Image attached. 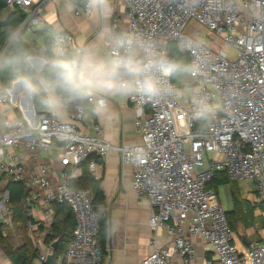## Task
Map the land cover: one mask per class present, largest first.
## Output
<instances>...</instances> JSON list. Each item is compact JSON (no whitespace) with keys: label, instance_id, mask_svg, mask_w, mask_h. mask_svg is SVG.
<instances>
[{"label":"built area","instance_id":"built-area-1","mask_svg":"<svg viewBox=\"0 0 264 264\" xmlns=\"http://www.w3.org/2000/svg\"><path fill=\"white\" fill-rule=\"evenodd\" d=\"M117 2L126 10L123 29L165 37L169 53L175 45L188 60L203 57L202 74L190 78L191 95L179 96L177 89L176 95L157 102L128 97L141 137L140 144L131 146L106 142L97 125L91 126L92 135L84 134L22 97L0 102V186L23 185L27 216L42 212L43 240L52 236L54 206L70 208L73 236L64 254L53 256L54 264H100L93 193L72 189L70 183L82 177L83 165L93 174L108 153L116 151L121 163L131 168L135 193L152 207L151 252L141 264H196L191 238L209 249L204 264H264V235L240 249L216 191L208 187L221 173L230 181H251L264 216V0H112ZM6 5L21 10L31 27L43 26L42 2L6 0ZM88 14L84 8L76 10L77 16ZM190 21L215 33L223 48L202 47L198 53L195 47L178 46V39L189 38L183 32ZM111 26L121 30L118 22ZM226 50L234 56L228 57ZM195 93L208 95L217 109L204 128L192 114ZM84 117L75 111L68 114L72 123ZM53 153L59 168L56 182L50 180ZM209 153L213 157L208 158ZM3 216L12 217L5 191L0 195ZM158 229L170 244L159 245L154 235ZM52 245L40 253L41 264L53 255Z\"/></svg>","mask_w":264,"mask_h":264},{"label":"clouds","instance_id":"clouds-1","mask_svg":"<svg viewBox=\"0 0 264 264\" xmlns=\"http://www.w3.org/2000/svg\"><path fill=\"white\" fill-rule=\"evenodd\" d=\"M68 13L83 6L99 30L91 42H71L52 26L41 45L29 43L22 26L7 28L0 41V102L22 97L58 119L70 112L106 118L113 100L128 97L157 102L176 95L178 84L202 74L203 57L176 58L165 37L142 29L117 30L106 23L112 0H60ZM184 50L203 45L180 38ZM192 114L207 121L216 115L208 95L195 93Z\"/></svg>","mask_w":264,"mask_h":264},{"label":"crops","instance_id":"crops-1","mask_svg":"<svg viewBox=\"0 0 264 264\" xmlns=\"http://www.w3.org/2000/svg\"><path fill=\"white\" fill-rule=\"evenodd\" d=\"M32 1L35 3L42 2L44 24L35 28L28 23L22 24L24 30L29 34L30 44L41 45L52 26L63 28L65 32L72 36L73 43L77 45L95 39L99 24L90 17V14L77 16V8L68 13L61 6L60 0ZM112 9V14L106 23L112 25L113 22H118L119 28L123 29L126 23L124 6L117 2L112 4ZM12 10L13 8L6 7L0 11V23L8 18ZM42 31H44V34H41ZM61 120L74 125L82 133L89 135L94 133L91 126L97 125L101 130L103 139L113 146H131L141 143V137L136 132L134 125V107L128 98L113 100L111 114L106 118L90 114L85 116L81 123H72L67 115ZM55 157V153L50 154L52 162L50 180L52 182L57 181L59 174L58 165L54 163ZM83 173L89 174L94 180L99 181V189L107 211L105 252L103 257L101 255L100 264H141L142 260L151 252L149 241L153 236V231L149 228L148 221L152 213V207L146 199H140L135 193L132 186L131 168L121 163L120 155L116 151H110L106 159L99 163L95 173H89L85 165H83ZM6 186H0V195L5 191L9 196ZM30 218L33 224L39 225L43 218L42 212L35 210ZM34 231L37 230L34 229ZM1 232L0 229V239ZM154 235H156L160 246L170 244V239L162 229H158ZM191 241L196 250V264H204V260L210 255L209 249L198 238H191ZM240 241L237 240L240 249L247 247L242 240ZM43 242L41 231L37 241L38 244L35 245L38 249V258L32 264H41L39 255L45 251ZM0 254V264H12L11 260L6 258L4 250L0 251Z\"/></svg>","mask_w":264,"mask_h":264},{"label":"trees","instance_id":"trees-1","mask_svg":"<svg viewBox=\"0 0 264 264\" xmlns=\"http://www.w3.org/2000/svg\"><path fill=\"white\" fill-rule=\"evenodd\" d=\"M7 7L6 0H0V11L4 10ZM83 6H80L82 8ZM79 8V9H80ZM78 9V8H77ZM25 14L17 9L13 8L12 12L8 18L0 23V41H2L3 35L6 32L7 28L13 25L22 26L25 21ZM44 34V31L41 32ZM170 54L176 58L187 59L186 56H183L175 47V45H170ZM179 89V88H178ZM181 90V89H180ZM34 104V103H33ZM36 110H39L34 105ZM201 126L204 128V121ZM199 129L196 128V130ZM229 179L224 174H218L213 181L208 185V187L213 188L216 191V186L222 183H228ZM70 188L75 190L80 189H89L93 193L92 205L98 216L99 221V244L101 247L102 257L105 252V243H106V234H107V211L104 206V200L102 193L99 189V181L94 180L89 174L82 173V177L70 183ZM6 189L9 192L8 196V205L12 213V219L16 223H26L33 225L37 231H42L40 225L33 224L32 219L27 216V213L22 205V199L25 195V189L22 184H8ZM255 192V191H254ZM233 200V210L227 212L226 218L231 232L235 235L237 223L240 220L237 217V209L234 197ZM54 219L52 223V236L46 237L44 240L45 246L52 245L53 241L57 243V248L52 252L53 256H62L70 243L73 236L74 229V219L70 211V208L66 205L54 206ZM8 257L11 260L12 264H32V262L38 258V249L34 244L29 240L23 241L22 245L16 249H7Z\"/></svg>","mask_w":264,"mask_h":264},{"label":"rangeland","instance_id":"rangeland-1","mask_svg":"<svg viewBox=\"0 0 264 264\" xmlns=\"http://www.w3.org/2000/svg\"><path fill=\"white\" fill-rule=\"evenodd\" d=\"M183 34L203 45V48L213 51L223 48L222 40L215 33L194 21L188 23ZM226 54L228 57L234 56V53L230 50H226ZM190 86H192L190 78L178 84L179 96L189 97L191 95ZM185 150L186 153L189 152L188 145L185 146ZM207 157L211 158L213 154L209 153ZM205 160L206 157H204ZM201 169L203 168H198V170ZM216 191L219 205L224 211H232V197L236 200L237 217L240 219L237 223L236 231H234L237 240L241 242L240 240L243 237H246L250 243L261 240L264 235V216L256 195L253 193L255 191L254 184L248 180H229L228 183L217 185ZM29 227L30 225L26 223H16L12 217L3 216L0 218V229L2 231L0 251L4 250L7 259H9L7 249H16L24 239H29L34 246L38 244L37 241L41 231H34V229H29Z\"/></svg>","mask_w":264,"mask_h":264},{"label":"water","instance_id":"water-1","mask_svg":"<svg viewBox=\"0 0 264 264\" xmlns=\"http://www.w3.org/2000/svg\"><path fill=\"white\" fill-rule=\"evenodd\" d=\"M24 28V27H23ZM242 242H243V244L244 245H246V246H249V244H250V242H249V240L246 238V237H243L242 238ZM52 247V249H53V251L57 248V243L55 242V243H53V245L51 246ZM44 264H54V257H53V255H48L47 256V259H46V262L44 263Z\"/></svg>","mask_w":264,"mask_h":264}]
</instances>
